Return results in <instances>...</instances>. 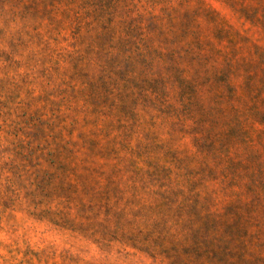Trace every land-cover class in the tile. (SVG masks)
I'll list each match as a JSON object with an SVG mask.
<instances>
[{
	"label": "rangeland",
	"instance_id": "obj_1",
	"mask_svg": "<svg viewBox=\"0 0 264 264\" xmlns=\"http://www.w3.org/2000/svg\"><path fill=\"white\" fill-rule=\"evenodd\" d=\"M42 1L0 0V264H180L190 219L264 264V0Z\"/></svg>",
	"mask_w": 264,
	"mask_h": 264
},
{
	"label": "trees",
	"instance_id": "obj_2",
	"mask_svg": "<svg viewBox=\"0 0 264 264\" xmlns=\"http://www.w3.org/2000/svg\"><path fill=\"white\" fill-rule=\"evenodd\" d=\"M49 1L50 0L42 1L41 5L43 9H47V6H54L52 3L48 4ZM52 2H54V0ZM186 227H187L188 235L184 237V240L182 243L187 242V244L184 247H182L181 248L182 250L180 249V251L175 249L176 247L172 246L173 248L170 251H172L176 255L177 260L180 264H195L193 261L189 260V257L194 256V259L198 260L203 256V225H201L200 227L194 228V223L190 219L189 221H187ZM160 232H163V231H160ZM239 232H241V229H239L238 227L227 226L224 229L223 236L217 240V242L219 243V246H218L219 257H220L219 261L225 258H228V257H232L231 252L233 251V248L231 247V244L233 242V238L239 236ZM209 244L211 243L205 244L204 246L205 252H206V249L211 246V245L209 246ZM214 251L215 250H211L210 253ZM180 257H183V258H180ZM238 258H239L238 261L232 264H241L240 256Z\"/></svg>",
	"mask_w": 264,
	"mask_h": 264
}]
</instances>
